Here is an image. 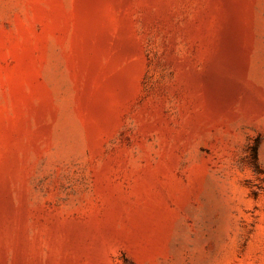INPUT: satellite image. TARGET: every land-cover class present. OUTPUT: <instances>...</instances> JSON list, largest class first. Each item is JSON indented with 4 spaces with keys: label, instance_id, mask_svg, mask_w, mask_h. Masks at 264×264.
I'll return each mask as SVG.
<instances>
[{
    "label": "rangeland",
    "instance_id": "374dc122",
    "mask_svg": "<svg viewBox=\"0 0 264 264\" xmlns=\"http://www.w3.org/2000/svg\"><path fill=\"white\" fill-rule=\"evenodd\" d=\"M0 264H264V0H0Z\"/></svg>",
    "mask_w": 264,
    "mask_h": 264
}]
</instances>
